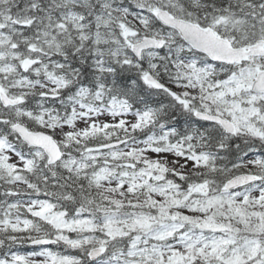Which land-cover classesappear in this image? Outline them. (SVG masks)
Returning <instances> with one entry per match:
<instances>
[{
	"label": "snow or ice",
	"instance_id": "6c2138e0",
	"mask_svg": "<svg viewBox=\"0 0 264 264\" xmlns=\"http://www.w3.org/2000/svg\"><path fill=\"white\" fill-rule=\"evenodd\" d=\"M0 264H264V0H0Z\"/></svg>",
	"mask_w": 264,
	"mask_h": 264
}]
</instances>
